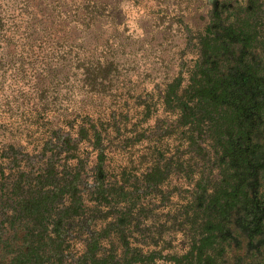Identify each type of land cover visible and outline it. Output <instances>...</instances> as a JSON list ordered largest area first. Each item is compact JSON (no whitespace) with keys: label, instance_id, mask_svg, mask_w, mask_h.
<instances>
[{"label":"trees","instance_id":"trees-1","mask_svg":"<svg viewBox=\"0 0 264 264\" xmlns=\"http://www.w3.org/2000/svg\"><path fill=\"white\" fill-rule=\"evenodd\" d=\"M16 1L0 0V264H223L232 249L223 229L247 202L251 134L264 122V61L253 53L264 54V21L256 5L242 10L247 18L237 27H225L224 39H203L211 68H198L179 94L180 84L166 87L162 105L175 118L145 139L154 145L137 163L130 154L113 167L107 125L66 106L74 71L98 95L103 65L66 63L54 43L70 35L60 38L54 22H33ZM25 1L46 18L58 2ZM235 43L240 72L219 71L216 47ZM8 72L34 84L9 91ZM165 134L174 137L170 152L162 149ZM86 146L95 157L88 167Z\"/></svg>","mask_w":264,"mask_h":264},{"label":"rangeland","instance_id":"rangeland-1","mask_svg":"<svg viewBox=\"0 0 264 264\" xmlns=\"http://www.w3.org/2000/svg\"><path fill=\"white\" fill-rule=\"evenodd\" d=\"M19 1L25 10H32L33 22H54L60 38L66 33L70 35L68 41H65L67 38L56 39L58 43H54L66 63L89 71L103 65L106 82L98 95L90 90L89 82H83L85 86H82L78 81L80 76H76L81 70L74 71L69 79L67 93L70 96L66 106L73 105V114L77 117L85 120L89 117L93 121L98 118L107 125L112 136L107 143L106 159L111 160L113 167L127 161L130 154L133 160L146 154V149L154 143L145 139L152 134L160 135L175 118L165 112L162 105L166 87L180 84L179 94L192 74L211 68V61L206 62L201 47L205 37L224 39L225 27H237L247 18L242 10L251 3L257 7V18L262 17L259 22L264 21V0H57L45 8L46 13L52 15L47 18L44 10L32 8L25 0L16 2ZM239 46L235 43L227 51L216 47L215 53L222 54L215 59L219 71L240 69ZM253 53L254 60L264 61L262 50ZM24 79L19 83V78L16 81V75L8 72L5 86L12 91L25 83L34 84L32 76L26 75ZM114 125L119 130L114 129ZM257 129L250 140L247 202L231 211L228 225L223 229L233 239L232 249L239 250L231 249L223 264L250 261L264 264V122ZM141 133L144 138L140 142L137 134ZM173 139L165 134L161 142L164 151H172L168 145ZM202 147L208 151L206 144L202 143ZM81 149L83 157L89 159L87 167L94 164V149L91 146ZM206 159H210L209 156ZM169 180L174 182L175 177Z\"/></svg>","mask_w":264,"mask_h":264},{"label":"flooded vegetation","instance_id":"flooded-vegetation-1","mask_svg":"<svg viewBox=\"0 0 264 264\" xmlns=\"http://www.w3.org/2000/svg\"><path fill=\"white\" fill-rule=\"evenodd\" d=\"M251 262V261H250ZM259 263H260V261H259Z\"/></svg>","mask_w":264,"mask_h":264}]
</instances>
